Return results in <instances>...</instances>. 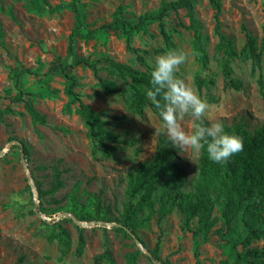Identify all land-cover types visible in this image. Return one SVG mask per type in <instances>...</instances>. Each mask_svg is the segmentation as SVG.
<instances>
[{
	"label": "rangeland",
	"instance_id": "rangeland-1",
	"mask_svg": "<svg viewBox=\"0 0 264 264\" xmlns=\"http://www.w3.org/2000/svg\"><path fill=\"white\" fill-rule=\"evenodd\" d=\"M28 1L0 0V110L7 107L12 110L0 118V151H5L0 157V264H92L93 258L103 251L104 244L115 264H128L126 255L136 250L139 255L135 264H165L166 261L169 264H221L228 259L216 234L219 222L207 240L196 245L191 232L182 229V217L177 210L160 221L156 214L148 217L147 211L143 210L138 213L137 220L148 219L135 230V236L129 235L130 238L115 230L120 226L112 222L75 223L66 217L61 226L68 231L71 246L64 256L56 241L47 240L50 225L61 221L58 219L63 212L52 216L48 213L66 205L70 195L74 194L76 201L83 204L88 194H94L99 197L101 206L109 207L112 216L117 217L123 212L128 201L125 195L128 173L152 158L158 142L165 143L159 135L160 120L153 106L145 107L142 114L137 115L129 107V94L107 96L102 92L100 81L126 88L106 72L104 61L109 58L145 70L137 61V54L143 56L149 67V60L167 50H164L156 24L149 25L146 34L131 36L130 51L125 49V39L120 32L106 30L93 40L76 42L74 52L95 62L98 72L94 74L82 65L68 69L66 73L73 75L80 84L75 92L93 111H106L109 117L120 118L109 119L108 129L119 138L115 153L111 157L100 152L92 154V143L85 135L80 118L74 113H64L67 103L64 82L60 70L54 68L61 60H70L67 46L74 25L72 0H46L40 13L28 12L25 9ZM190 1L195 14L192 27L184 11L170 13L165 19L173 49L187 55L177 75L207 103L204 119L208 124L217 121L227 127L242 124L252 131L264 122V97L257 84L258 78L264 80V59L255 65L240 56L239 51L245 44L246 32L255 37L257 44L261 39L264 0H220V30L237 53L230 68L232 78L241 83L238 90L226 85L221 70V52L216 51L218 39L214 35L211 5L207 0ZM160 2L80 0L77 6L84 15L83 27L93 29L108 23L117 7L123 8V18L135 22L140 15L157 10ZM197 33L208 57L206 67L197 60ZM22 68L37 74L24 75L19 86L24 92L33 94V106L45 117V125L33 124L24 104L9 100L17 93L13 73ZM194 77L213 78L215 85L197 89ZM41 81L47 83L49 91H56L55 98L47 94ZM180 124L186 132L192 131L190 117H185ZM9 137H15L27 147L28 161L22 160L18 144L7 149ZM172 150L173 160L187 178L182 191L188 192L198 176L199 158L191 161L186 154H180L175 148ZM53 168L60 173L62 188L51 197L38 200L36 206L32 189L36 196L35 183L47 190ZM218 215L215 209L214 216ZM79 229L85 238L80 256L76 254ZM136 237L142 245L135 242ZM157 244L159 261H150V251ZM250 246L264 249V240L253 241Z\"/></svg>",
	"mask_w": 264,
	"mask_h": 264
},
{
	"label": "trees",
	"instance_id": "trees-1",
	"mask_svg": "<svg viewBox=\"0 0 264 264\" xmlns=\"http://www.w3.org/2000/svg\"><path fill=\"white\" fill-rule=\"evenodd\" d=\"M214 11V35L218 39L216 51L221 52V70L227 86L234 90L241 88V83L232 78L230 63L237 56L231 42L220 30V0H207ZM46 0H29L25 4L28 12L40 13ZM80 0H72L71 9L74 15V25L69 36L67 46V56L70 60H61L55 70H60L61 78L64 82L63 93L67 98L64 106V113L77 115L86 131V137L92 143V154L100 152L111 157L117 150L119 143L118 136L108 129L109 119L119 120L118 116L109 117L106 111H93L85 105L75 88L80 86L77 79L67 70L75 66H84L94 74L98 69L95 62L88 58L78 56L74 52L77 41L93 40L97 34L106 30L120 32L125 39V49L131 50V36L136 34H146L147 27L156 24L159 35L164 44V50L174 48L170 33L166 29L165 19L170 13L184 11L185 16L192 27L195 22L194 6L190 0H161L157 10L140 15L135 22L123 18L125 15L122 7H117L108 23L93 29L83 27V17L80 8L77 6ZM264 9V4H263ZM179 26L185 28L179 23ZM200 35L196 34L195 47L197 60L206 67L208 57L200 44ZM139 51H136L138 53ZM158 51H155L157 54ZM243 58L250 59L253 64H260L264 59V23L262 26V36L257 44L255 37L245 33V44L239 51ZM136 59L145 70H138L124 63L106 59L105 70L110 75L120 80L125 89L117 86H110L106 81H100L102 92L107 95H130V109L139 115L145 107L153 106L146 98L145 90L149 87V71L142 55H136ZM37 75L30 69H20L13 73L15 78V88L17 93L10 98L11 103L22 102L26 114L33 124L45 125V117L40 115L33 106V94L26 93L20 89V82L24 75ZM47 94L55 98L56 91H49L45 81ZM193 82L197 89L209 88L215 85L213 78L202 79L194 77ZM258 87L264 97V80L260 77L257 80ZM41 96V94H39ZM154 107V106H153ZM7 107L0 110V118L4 113H11ZM206 124L208 122L205 121ZM226 131L239 135L244 141L243 151L232 157L225 165H217L210 162L205 154L198 160V176L188 192H183V185L187 182L184 171L173 160V150L167 144L158 142L154 155L148 161L141 162L127 175L125 195L127 203L123 212L114 217L111 215L109 207L101 206L100 199L94 194H88L84 203H78L75 195L68 196V202L63 207L50 210L48 215L58 212H65L79 222H108L119 225L115 230L121 232L125 237L135 236V230L143 226L144 221H138V213L146 210L148 217L156 214L157 220H162L173 210H177L182 217V229L191 232L195 244L205 242L210 231L219 222V229L216 234L224 248L228 259L221 264H264V249L251 247L253 241L264 240V122L249 131L242 124L225 126ZM8 141H17L20 146L25 161H28L27 147L15 137H9ZM62 188L60 173L56 168L52 169L51 183L47 190H42L38 183H35L37 199L42 200L46 196H52ZM77 186L75 187V191ZM217 209L219 215L214 216ZM66 219L54 222L50 225L51 233L47 237L49 242L56 241L61 247V254L68 253L71 240L68 231L61 226ZM192 226H194L192 228ZM130 235V236H129ZM136 239L141 241L136 237ZM85 245V238L79 229L77 238L76 254H82ZM158 244L150 251V261L158 260ZM139 255V250L126 255L128 264H135ZM197 255V254H195ZM92 264H115L112 254L106 244L103 251L93 258ZM165 264H169L167 261ZM196 264H199L196 262Z\"/></svg>",
	"mask_w": 264,
	"mask_h": 264
},
{
	"label": "clouds",
	"instance_id": "clouds-1",
	"mask_svg": "<svg viewBox=\"0 0 264 264\" xmlns=\"http://www.w3.org/2000/svg\"><path fill=\"white\" fill-rule=\"evenodd\" d=\"M186 60L182 50L170 49L148 62L149 87L145 95L157 111L159 135L165 144L186 154L191 161L205 154L210 162L225 165L243 151L244 141L226 131L222 121L205 123L207 103L177 75ZM185 117L192 120L190 133L180 124Z\"/></svg>",
	"mask_w": 264,
	"mask_h": 264
},
{
	"label": "water",
	"instance_id": "water-1",
	"mask_svg": "<svg viewBox=\"0 0 264 264\" xmlns=\"http://www.w3.org/2000/svg\"><path fill=\"white\" fill-rule=\"evenodd\" d=\"M13 144H18V145H19V143H18L17 141H10V142L8 143V145H7V149L10 148ZM4 154H5V151H4V150L0 151V157L4 156ZM22 160L24 161L23 156H22ZM33 189H34V188H33ZM33 189H32V190H33ZM66 217H70L71 219L74 220L75 223H79V222H78L77 220H75L72 216H70L68 213H65V212L61 213V215L59 216V219H58V220H62V219H64V218H66ZM135 242H136L137 244L140 245V242H139L137 239H135Z\"/></svg>",
	"mask_w": 264,
	"mask_h": 264
},
{
	"label": "built area",
	"instance_id": "built-area-1",
	"mask_svg": "<svg viewBox=\"0 0 264 264\" xmlns=\"http://www.w3.org/2000/svg\"><path fill=\"white\" fill-rule=\"evenodd\" d=\"M32 198H33V201L35 202V205L38 206V199H37L34 189L32 190Z\"/></svg>",
	"mask_w": 264,
	"mask_h": 264
}]
</instances>
